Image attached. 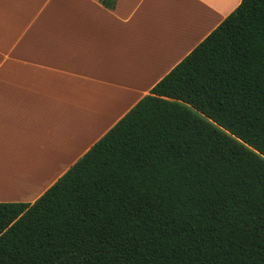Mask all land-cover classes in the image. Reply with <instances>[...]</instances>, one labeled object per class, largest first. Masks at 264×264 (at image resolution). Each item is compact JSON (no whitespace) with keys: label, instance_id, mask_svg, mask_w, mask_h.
<instances>
[{"label":"trees","instance_id":"trees-1","mask_svg":"<svg viewBox=\"0 0 264 264\" xmlns=\"http://www.w3.org/2000/svg\"><path fill=\"white\" fill-rule=\"evenodd\" d=\"M260 155L264 0H243L34 202L0 203V264H264Z\"/></svg>","mask_w":264,"mask_h":264},{"label":"crops","instance_id":"crops-1","mask_svg":"<svg viewBox=\"0 0 264 264\" xmlns=\"http://www.w3.org/2000/svg\"><path fill=\"white\" fill-rule=\"evenodd\" d=\"M238 0H0V203L34 202Z\"/></svg>","mask_w":264,"mask_h":264},{"label":"snow or ice","instance_id":"snow-or-ice-1","mask_svg":"<svg viewBox=\"0 0 264 264\" xmlns=\"http://www.w3.org/2000/svg\"><path fill=\"white\" fill-rule=\"evenodd\" d=\"M238 3H240L242 5L243 4V0H238ZM201 119H203V117H201ZM207 122L211 123V120H208ZM257 155H259V154H257ZM259 158H260L261 161H264V155H260Z\"/></svg>","mask_w":264,"mask_h":264},{"label":"rangeland","instance_id":"rangeland-1","mask_svg":"<svg viewBox=\"0 0 264 264\" xmlns=\"http://www.w3.org/2000/svg\"><path fill=\"white\" fill-rule=\"evenodd\" d=\"M3 203V202H2ZM8 203H11V202H8Z\"/></svg>","mask_w":264,"mask_h":264}]
</instances>
